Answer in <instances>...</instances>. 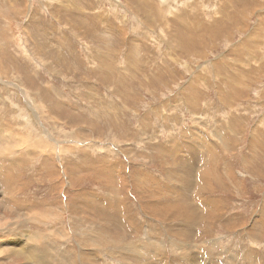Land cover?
<instances>
[{
	"label": "rangeland",
	"instance_id": "1",
	"mask_svg": "<svg viewBox=\"0 0 264 264\" xmlns=\"http://www.w3.org/2000/svg\"><path fill=\"white\" fill-rule=\"evenodd\" d=\"M0 142V264H264V0H0Z\"/></svg>",
	"mask_w": 264,
	"mask_h": 264
},
{
	"label": "bare ground",
	"instance_id": "2",
	"mask_svg": "<svg viewBox=\"0 0 264 264\" xmlns=\"http://www.w3.org/2000/svg\"><path fill=\"white\" fill-rule=\"evenodd\" d=\"M3 131V130H2ZM2 133V132H1ZM2 136V135H1ZM5 136H7V134H5L4 135V138H3V140L5 141L6 140V138H5ZM2 138V137H1ZM11 141V140H10ZM8 143V142H7ZM7 143H5V142H0V147H4V146H2V145H5V144H7ZM5 150V149H4ZM93 242V241H92ZM120 247V246H119ZM18 249V248H17ZM136 253V252H135ZM24 254H25V256H27L28 258L29 257H31V258H34V259H32V261H31V263L34 261L35 262V264H36V261L38 260L37 258H39V256H40V254L39 253H36L35 252V250L33 249L32 251H28V250H24ZM38 255V256H37ZM251 257V256H250ZM31 260V259H30ZM232 260V259H231ZM33 262V263H34ZM232 262V261H231ZM251 262V261H250ZM249 262V263H250ZM38 263V262H37ZM220 263V262H219ZM39 264V263H38ZM250 264H252V263H250Z\"/></svg>",
	"mask_w": 264,
	"mask_h": 264
},
{
	"label": "crops",
	"instance_id": "3",
	"mask_svg": "<svg viewBox=\"0 0 264 264\" xmlns=\"http://www.w3.org/2000/svg\"><path fill=\"white\" fill-rule=\"evenodd\" d=\"M87 222H88V217L85 219V222H84L86 227H87Z\"/></svg>",
	"mask_w": 264,
	"mask_h": 264
},
{
	"label": "built area",
	"instance_id": "4",
	"mask_svg": "<svg viewBox=\"0 0 264 264\" xmlns=\"http://www.w3.org/2000/svg\"><path fill=\"white\" fill-rule=\"evenodd\" d=\"M173 190H175L174 192L176 193V192H179V188H177L176 187V189H173Z\"/></svg>",
	"mask_w": 264,
	"mask_h": 264
}]
</instances>
